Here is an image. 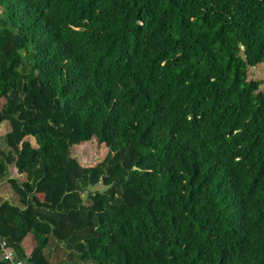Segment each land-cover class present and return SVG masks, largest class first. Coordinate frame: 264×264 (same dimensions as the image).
<instances>
[{
    "label": "trees",
    "instance_id": "1",
    "mask_svg": "<svg viewBox=\"0 0 264 264\" xmlns=\"http://www.w3.org/2000/svg\"><path fill=\"white\" fill-rule=\"evenodd\" d=\"M261 63L264 0H0V237L28 264H67L53 242L70 264H264Z\"/></svg>",
    "mask_w": 264,
    "mask_h": 264
},
{
    "label": "rangeland",
    "instance_id": "2",
    "mask_svg": "<svg viewBox=\"0 0 264 264\" xmlns=\"http://www.w3.org/2000/svg\"><path fill=\"white\" fill-rule=\"evenodd\" d=\"M248 76L250 79H257L262 81V86L264 85V65L258 64L256 66L250 67L248 70ZM1 148L3 151L7 152L9 150V147L7 146V144H5V141L2 140L1 142ZM85 149H87V147H84ZM82 148V149H78V150H74V152L77 153L78 159L81 161L82 164L85 163H89L91 160L88 158L87 154H86V150ZM91 152L93 153L94 159L93 160H98V156L97 153L90 149ZM6 185V184H5ZM93 191L99 190V191H104L107 190V188H104L103 185L99 182L98 184H96L93 188ZM11 191V190H10ZM12 195L14 194L13 191H11ZM79 197H83V193L80 194ZM46 252L52 253L53 256H57L58 254H63L65 257H68V255L70 254L71 250L68 249L64 244H56L55 242H53L47 249ZM88 264H94V262L90 261V263Z\"/></svg>",
    "mask_w": 264,
    "mask_h": 264
},
{
    "label": "crops",
    "instance_id": "3",
    "mask_svg": "<svg viewBox=\"0 0 264 264\" xmlns=\"http://www.w3.org/2000/svg\"><path fill=\"white\" fill-rule=\"evenodd\" d=\"M2 140H4L5 144H7L4 133L0 132V145H1ZM0 148H1V146H0ZM7 178H8V176H4V177H2L0 179V204L2 202H4V201H9L13 205L17 206V205H19L18 198H17V196L15 194L12 195V193H11L12 190H11L10 186L8 185V183H7ZM22 247H23L24 252L26 254L28 252V247H27L26 242L22 243ZM13 252H14V250H13ZM49 254H50L51 259H53V260L61 259V260L65 261V262H67V264H70V260H68V257H65L63 254H58L57 256L56 255L53 256L52 253H49Z\"/></svg>",
    "mask_w": 264,
    "mask_h": 264
},
{
    "label": "built area",
    "instance_id": "4",
    "mask_svg": "<svg viewBox=\"0 0 264 264\" xmlns=\"http://www.w3.org/2000/svg\"><path fill=\"white\" fill-rule=\"evenodd\" d=\"M0 261L6 264H28L23 259L16 257L13 250L8 246L6 240L0 237Z\"/></svg>",
    "mask_w": 264,
    "mask_h": 264
}]
</instances>
